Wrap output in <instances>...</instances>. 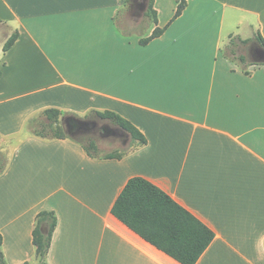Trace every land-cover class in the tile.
<instances>
[{
	"label": "crops",
	"instance_id": "obj_1",
	"mask_svg": "<svg viewBox=\"0 0 264 264\" xmlns=\"http://www.w3.org/2000/svg\"><path fill=\"white\" fill-rule=\"evenodd\" d=\"M125 1L0 0L7 39L18 34L0 46L2 139L49 109L111 111L146 139L101 159L69 139L24 136L0 175L5 263L39 264L32 233L50 211L46 264H180L111 213L140 177L214 234L196 264H264V65L222 53L230 40L263 49L264 0H186L171 23L175 0H153L167 28L145 46L114 26Z\"/></svg>",
	"mask_w": 264,
	"mask_h": 264
},
{
	"label": "trees",
	"instance_id": "obj_2",
	"mask_svg": "<svg viewBox=\"0 0 264 264\" xmlns=\"http://www.w3.org/2000/svg\"><path fill=\"white\" fill-rule=\"evenodd\" d=\"M138 1L136 5L144 9L143 16L151 19V23L155 25V28L148 37H144L142 33L130 32L129 30L122 31L118 29L115 22L114 24L123 37H138L139 44L145 46L153 39L160 37L167 26L164 28L157 27V13L153 9V0ZM175 2L176 10L170 23L177 19L186 7V0H175ZM127 3L128 0L125 1L124 6ZM115 18L116 16L113 21H115ZM17 36L18 34L15 32L6 40L2 48L3 52L8 51L12 47ZM247 42L241 41L243 44ZM256 44L264 49V40L259 34L256 36ZM234 46V41L230 40L228 53L225 54L222 51L223 55L229 59L237 60L242 65L249 63L245 57L236 53ZM261 64L264 65V62H261ZM245 74L248 73L245 72ZM44 115L50 125L53 123L57 125L59 121L58 116L61 115V112L49 109L44 111ZM84 120L82 121V132L85 131L88 134L89 131L95 129L104 134L105 132L111 133L113 130H117L124 141H126L127 137L129 138L130 144L127 145L122 154L98 157L95 153L94 141L91 139L89 144L85 146L81 141L66 137L58 130L37 134L36 136L43 139L73 140L82 147L89 157L101 159H120L135 144L137 146L146 144V139L142 133L130 122L114 112L92 111L84 117ZM48 135L50 138H46ZM1 157L0 155V159ZM6 165V161L2 162L0 160V175L4 172ZM111 213L145 241L180 264H196L214 238V234L210 229L174 202L162 190L140 177H133L127 181L117 200L114 202ZM56 225L57 220L53 212L42 211L37 214L32 241L39 264H46V256ZM1 244L2 238L0 235V247ZM0 264H6L1 250Z\"/></svg>",
	"mask_w": 264,
	"mask_h": 264
},
{
	"label": "rangeland",
	"instance_id": "obj_3",
	"mask_svg": "<svg viewBox=\"0 0 264 264\" xmlns=\"http://www.w3.org/2000/svg\"><path fill=\"white\" fill-rule=\"evenodd\" d=\"M137 2L139 1L128 0L126 6L123 5L120 7L115 21L113 22H115L118 29L122 31L129 30L130 32L142 33V35L146 37V32L152 28L151 19L143 16L144 9L138 7L136 5ZM8 35L9 31L7 26L5 24H0V46H2V44L7 40ZM251 45L252 41L249 40L246 44H236V47L234 48L238 55L245 57L247 61L250 62L253 60L249 54ZM228 47L229 42L222 50L225 54L228 53ZM58 120L57 125L55 123L50 125L44 113L38 112L28 119L20 135L12 139H2L0 137V155L2 156L0 160L2 162L7 161L11 153L10 149L17 145L19 141L24 138V136L29 134L36 136L37 134L50 133L56 130L60 131V133L66 137L81 141L85 146L89 144L90 139L93 140L95 153L98 157L122 154L127 145L130 144L129 138L127 137L126 141H124L123 137H121L117 130H113L111 133L105 132L104 134L95 129L89 131L88 134L85 131L82 132V121H85L82 116L74 114H61L58 116ZM46 138H50V136L48 135Z\"/></svg>",
	"mask_w": 264,
	"mask_h": 264
},
{
	"label": "flooded vegetation",
	"instance_id": "obj_4",
	"mask_svg": "<svg viewBox=\"0 0 264 264\" xmlns=\"http://www.w3.org/2000/svg\"><path fill=\"white\" fill-rule=\"evenodd\" d=\"M260 50H263L261 48H259L257 45L255 44H252L250 49H249V54H250V57L253 59V60H259L260 58ZM264 51V50H263Z\"/></svg>",
	"mask_w": 264,
	"mask_h": 264
},
{
	"label": "water",
	"instance_id": "obj_5",
	"mask_svg": "<svg viewBox=\"0 0 264 264\" xmlns=\"http://www.w3.org/2000/svg\"><path fill=\"white\" fill-rule=\"evenodd\" d=\"M260 58H259V61L260 62H264V51L263 50H260Z\"/></svg>",
	"mask_w": 264,
	"mask_h": 264
}]
</instances>
